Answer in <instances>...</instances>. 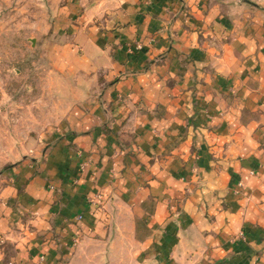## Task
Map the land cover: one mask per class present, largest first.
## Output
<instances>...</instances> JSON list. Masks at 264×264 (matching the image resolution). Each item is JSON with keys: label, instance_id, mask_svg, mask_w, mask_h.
<instances>
[{"label": "crops", "instance_id": "crops-1", "mask_svg": "<svg viewBox=\"0 0 264 264\" xmlns=\"http://www.w3.org/2000/svg\"><path fill=\"white\" fill-rule=\"evenodd\" d=\"M59 14L83 101L0 184V264H264V0Z\"/></svg>", "mask_w": 264, "mask_h": 264}, {"label": "rangeland", "instance_id": "rangeland-1", "mask_svg": "<svg viewBox=\"0 0 264 264\" xmlns=\"http://www.w3.org/2000/svg\"><path fill=\"white\" fill-rule=\"evenodd\" d=\"M64 1L0 0V173L7 171L0 184L19 174L15 165L24 157L37 172L69 107L83 101L75 85L84 76L66 66L81 51L69 50L71 33L58 20ZM50 185L46 178L43 187Z\"/></svg>", "mask_w": 264, "mask_h": 264}]
</instances>
